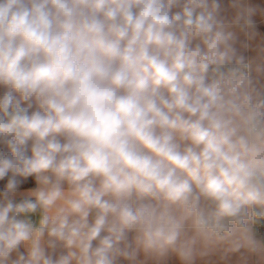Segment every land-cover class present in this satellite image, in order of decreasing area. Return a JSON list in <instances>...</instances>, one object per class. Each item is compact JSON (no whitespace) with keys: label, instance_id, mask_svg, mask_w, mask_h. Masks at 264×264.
Segmentation results:
<instances>
[{"label":"clouds","instance_id":"9594fccd","mask_svg":"<svg viewBox=\"0 0 264 264\" xmlns=\"http://www.w3.org/2000/svg\"><path fill=\"white\" fill-rule=\"evenodd\" d=\"M0 264H264V0H0Z\"/></svg>","mask_w":264,"mask_h":264}]
</instances>
